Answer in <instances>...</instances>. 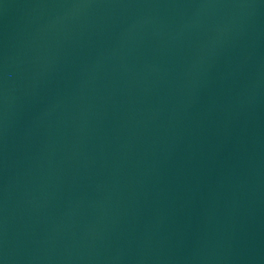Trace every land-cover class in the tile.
<instances>
[{"label":"water","instance_id":"95a60500","mask_svg":"<svg viewBox=\"0 0 264 264\" xmlns=\"http://www.w3.org/2000/svg\"><path fill=\"white\" fill-rule=\"evenodd\" d=\"M0 264H264V0H0Z\"/></svg>","mask_w":264,"mask_h":264}]
</instances>
